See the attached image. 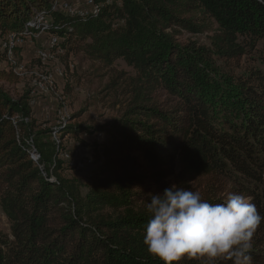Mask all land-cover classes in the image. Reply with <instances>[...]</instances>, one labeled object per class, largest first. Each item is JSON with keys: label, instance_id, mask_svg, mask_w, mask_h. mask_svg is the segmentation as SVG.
Segmentation results:
<instances>
[{"label": "trees", "instance_id": "16d2710c", "mask_svg": "<svg viewBox=\"0 0 264 264\" xmlns=\"http://www.w3.org/2000/svg\"><path fill=\"white\" fill-rule=\"evenodd\" d=\"M90 1L87 14L73 15L64 7L72 0H0V39L14 34L17 44L43 30L57 39L53 53L86 50L93 61L123 60L135 71L129 108L89 158L63 145L89 131L67 123L80 114L46 129L30 93L15 98L0 85V205L13 238L0 236V264H162L143 237L149 195L171 182L211 203L223 202L224 192L242 194L264 215V69L237 79L243 119L228 121V130L215 124L209 91L219 71L239 67L259 43L264 63V0ZM209 30V49L180 40ZM1 60L9 61L8 49ZM11 66L0 81L17 82ZM66 154L97 165L100 177L86 194L69 173L86 169L71 168ZM249 254L264 264V224ZM175 264L208 261L185 256Z\"/></svg>", "mask_w": 264, "mask_h": 264}, {"label": "rangeland", "instance_id": "374dc122", "mask_svg": "<svg viewBox=\"0 0 264 264\" xmlns=\"http://www.w3.org/2000/svg\"><path fill=\"white\" fill-rule=\"evenodd\" d=\"M72 1V6L65 4L64 7L75 13L77 11L82 13L90 4L89 0ZM81 13L80 15H83ZM39 22H42V19ZM29 25L33 26L34 23ZM216 27L213 26L214 29ZM213 35L214 32L210 30L199 34L184 32L180 40L183 43L192 41L199 47L209 49ZM14 36L10 34L7 38L0 39V53H5L7 48L9 57V61H0V71H11V65H16L17 82L0 81V85L15 98L30 93L35 99L34 117L46 129L63 126L61 124L67 122L68 117L80 114L78 118L71 119L67 123L82 125L89 131L81 133L78 138L77 136L67 138L63 141V145L73 154L82 153L88 158L92 157L93 145L96 143L102 145L107 141V127L123 117L133 100V86L130 79L135 76L134 69L123 60L107 66L91 60L86 50L68 54L59 47L49 61L43 62L39 58V52L47 48L54 37L51 38L43 30L25 37L20 35L22 38L12 48L10 45ZM7 39L9 42H6ZM261 52L262 44L259 43L255 50L247 53L239 67L226 68L221 65L225 71H219L218 75L213 77L214 86L210 87L209 91L213 93L215 99L212 110L213 119L218 127L228 130L230 125L227 124L228 121L233 123L242 121L243 114L239 109L240 99L236 90L237 79L246 77L251 70L264 69V63L259 57ZM213 59L217 65L221 64L215 56ZM40 85L44 87L43 90L39 88ZM57 138L60 139L59 134ZM90 164V161L86 166L83 164L84 167L81 169L85 168L84 172L77 170L69 172L87 186L83 191L84 194L91 187L93 180L100 177L99 172L95 170L97 165L95 168H90L88 167ZM224 193L227 197L228 192ZM0 236L13 240L11 225L1 205Z\"/></svg>", "mask_w": 264, "mask_h": 264}, {"label": "clouds", "instance_id": "9594fccd", "mask_svg": "<svg viewBox=\"0 0 264 264\" xmlns=\"http://www.w3.org/2000/svg\"><path fill=\"white\" fill-rule=\"evenodd\" d=\"M147 211L143 243L162 264L185 256L206 258L208 264H252L253 239L264 224L250 197L229 193L211 203L200 191L176 184L150 194Z\"/></svg>", "mask_w": 264, "mask_h": 264}, {"label": "bare ground", "instance_id": "6f19581e", "mask_svg": "<svg viewBox=\"0 0 264 264\" xmlns=\"http://www.w3.org/2000/svg\"><path fill=\"white\" fill-rule=\"evenodd\" d=\"M89 6L90 5H92L93 3H92V1H90L89 0ZM95 8V7H94ZM70 11V10H69ZM73 15H74V13H75V11L74 12H72V11H70ZM78 12V11H77ZM97 12V9H95L94 10V13H96ZM81 13V12H80ZM79 13V14H80ZM88 13V11H83L81 14H87ZM76 14V13H75ZM52 38V37H51ZM50 38V39H51ZM9 42V41H8ZM23 43V42H22ZM15 42H14V39L12 38L11 39V45L10 46H12V48L13 47H15ZM57 45V39L56 38H52L51 40H50V42H49V45H48V47L47 48H43V50L41 49V51L43 52V53H46V55H44V56H42V58H41V60L43 61V62H47V61H49V59L51 58V55L52 54H54L53 52H52V50H54V48H55V46ZM58 46V45H57ZM5 49H7V48H5ZM58 50V49H57ZM55 51V50H54ZM54 59V58H53ZM43 86L42 85H40L39 86V88L40 89H42L43 90V88H42ZM31 105L32 106H34L35 105V100H32V102H31ZM64 156H66V155H64ZM65 159L66 160H68V163H69V165L71 166V167H75V162H73V160H71V158L70 157H65ZM71 160V161H70ZM70 161V162H69ZM77 167H80V168H83L84 167V165L82 164V163H78L77 164Z\"/></svg>", "mask_w": 264, "mask_h": 264}, {"label": "built area", "instance_id": "2783aa9c", "mask_svg": "<svg viewBox=\"0 0 264 264\" xmlns=\"http://www.w3.org/2000/svg\"><path fill=\"white\" fill-rule=\"evenodd\" d=\"M20 38H21V37L17 38L18 41H19ZM44 55H46V53H43L42 51L39 52V58H40V59H41L42 56H44ZM65 157H70V155L66 154V156H64V158H65Z\"/></svg>", "mask_w": 264, "mask_h": 264}]
</instances>
